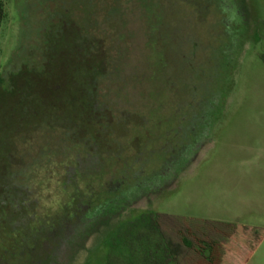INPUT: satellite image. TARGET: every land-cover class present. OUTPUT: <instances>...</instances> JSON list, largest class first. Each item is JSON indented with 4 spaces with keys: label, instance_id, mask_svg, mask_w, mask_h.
<instances>
[{
    "label": "rangeland",
    "instance_id": "1",
    "mask_svg": "<svg viewBox=\"0 0 264 264\" xmlns=\"http://www.w3.org/2000/svg\"><path fill=\"white\" fill-rule=\"evenodd\" d=\"M0 1L7 12L0 29V74L20 64L34 79L32 90L40 94L46 83L49 93L61 97L57 105L63 110L55 121L59 127L38 131L17 146L9 169L0 162V188L10 191L16 184L22 198L23 188L30 189L35 213L54 217L66 200L63 188L77 165L74 155L84 152L80 139L93 154L117 156L103 160L114 178L126 181L117 200L142 199L124 202L116 213L113 206L83 218L84 242L78 240L83 245L69 264H107L109 252L113 262L121 253L126 258L129 223L141 229L149 215L180 246L178 264H208L197 250L200 242L219 244L225 264L232 259L240 264L241 256H227L228 248L243 246V240L227 237L231 230L221 226L228 224L250 231L243 251L254 253L246 264H264V174L258 183L246 176L251 187L245 194L222 192L228 186L223 173H264V0H70L75 12L68 21L85 30L68 32V51L55 32L61 19L55 8L62 0L55 7L49 0ZM86 90L96 91L93 105L107 104L114 113L99 137L93 116L105 113L95 105L88 111L86 102L83 107ZM11 110L0 112L5 144L17 122ZM186 115L195 122L178 123ZM145 119L149 122L141 123ZM213 142L216 148L207 152ZM199 143L195 156L189 146ZM184 147L187 156L178 161L172 182L161 186L162 163L174 153L186 154ZM87 152L79 158L85 177L96 169ZM121 228L126 231L119 238ZM9 232L0 229L7 237ZM3 240L0 254L8 248Z\"/></svg>",
    "mask_w": 264,
    "mask_h": 264
},
{
    "label": "flooded vegetation",
    "instance_id": "2",
    "mask_svg": "<svg viewBox=\"0 0 264 264\" xmlns=\"http://www.w3.org/2000/svg\"><path fill=\"white\" fill-rule=\"evenodd\" d=\"M56 1L58 0H49L53 7H55ZM69 1L70 0H62L61 7L55 8L57 16L61 17L60 21L56 22H59L58 25H60L61 30L64 31L66 39L68 32L77 31L81 33L85 30L81 25L68 21L69 16L71 17L75 12V8L70 6ZM84 92L81 101L82 103L86 102L87 105L84 103L83 107L86 105L88 111H90L94 105L96 108L100 106L98 110L105 113V116L102 118L99 116L96 118V115L93 116L98 126L96 137H99V134H104L106 128L112 123L114 113L107 104H98L97 106L96 104H92V100L96 97V91ZM188 116L190 117L189 114ZM188 116L186 115L179 118L178 123L184 121L195 122L191 120L188 121ZM148 122L149 120L145 119L142 120L141 123L146 124ZM157 122L162 123L164 121L158 120ZM201 123L206 126V129L210 127V124L206 125V122L203 120H201ZM142 126H144V124ZM192 133L194 136L198 135L196 132ZM201 135L206 136V132L204 131ZM77 141L83 143L84 152H87L86 144L88 143L80 139H77ZM202 145L203 144L199 143L190 145L189 147L190 149L192 148L191 150L195 152L194 154L196 156L198 147L200 150V146ZM89 146L91 147V152H87L86 158H94L96 160V169L89 172L88 176L85 177L84 173H82L83 169L79 167L81 166L79 164V158L84 152H77L74 155L75 159H73L77 161V165L70 167L72 173L66 176L70 180L65 182L63 188V192L66 195L65 203L64 205L62 204L60 211L52 218L50 216L39 217L35 213L34 208L31 206L30 189L23 188L27 190V195L22 198V187L16 184L11 186L12 190L10 191L13 193H10L8 190L9 187H7L8 189L4 187L0 188V229L6 228L10 230L8 237L5 236V234H0V238L2 239L3 236L4 243L6 244L7 242L8 245V248H5L7 250L0 254V264H69L71 255L76 253L84 242L81 236V234H83V218L92 213L96 215V213L101 212L102 209L111 208L113 206L116 208L114 212L116 213L118 210L123 209L121 205L126 201L128 204H137L141 202V198H138L137 201H130V197H121L122 199L120 201L116 199L117 192L123 188L126 181L123 180L122 176L121 178H114L111 169L103 162L104 157L110 153H101V155L99 153L93 154L95 151L92 153V146ZM186 148L184 147L185 150H183L186 154L181 153L178 155L174 153L172 156H168L162 163V168H159L160 171L158 173L160 176L157 178L161 186L172 182V177L176 175L177 168L180 166L178 161L187 156ZM114 154L115 153H111L109 156L114 157ZM65 168L68 172V165H65ZM73 177H75V180L72 179V183H70ZM92 179H98L99 184H94ZM97 186L99 187L97 188ZM100 193L109 194V197L100 200ZM32 224H34V226H32ZM80 238L83 242L78 241ZM27 256L29 257L27 258Z\"/></svg>",
    "mask_w": 264,
    "mask_h": 264
},
{
    "label": "trees",
    "instance_id": "3",
    "mask_svg": "<svg viewBox=\"0 0 264 264\" xmlns=\"http://www.w3.org/2000/svg\"><path fill=\"white\" fill-rule=\"evenodd\" d=\"M6 18H7V12L4 3L0 1V29ZM56 31H58V35H61L63 38L62 43L65 44L63 50L65 51L66 48V50L68 51L67 39L65 34H63L64 31L61 30L60 25H58V27L57 26L55 27V32ZM86 64L89 66L88 63ZM89 75L90 74L88 73V76ZM33 80L34 79L28 76V72L26 68L21 67L20 64L16 67L15 70L8 72L6 71L0 74V112L4 111L6 107H12L11 110L12 115H14L17 121L15 125V130L11 131L12 133H10L9 135L10 137L8 140L9 144L8 143L5 144V141L1 142L2 140H0V162L1 163L3 162L5 164L6 166V167L4 166L5 168L12 166L11 161L14 160V157H16L15 156L17 152L16 149L20 143H26L27 142L26 139L32 136L33 134L37 133L38 131H46L53 129L55 127H59L58 126L59 124L55 123V121L59 118V115L63 111L61 107L57 105L61 101V97L55 96L57 94H54L52 92L53 100L51 101V99L49 98H50V94L52 93L49 92L53 90L52 87H50L46 83L42 85L39 90L42 91V93L40 92H39L40 94L35 93L34 90H32L34 87ZM88 80L85 81L87 82ZM53 88L58 90L59 87L54 86ZM61 88H63V86ZM52 102H54V105L57 106L51 107ZM6 145L8 146V148H6L7 147ZM149 217L151 216L149 215ZM139 221L140 220H136L135 222L138 223ZM194 221L200 224H213V223H206L197 220ZM129 225L131 229H129V227L127 228V232L128 233L130 232V234L127 235L126 237L127 246L129 249L132 247V245L133 247H140L139 244H140L141 229L140 227H138L137 224L134 225V223L131 224L129 223ZM152 225L157 227V222L154 221ZM135 226H137L138 232L136 233L138 234L133 236L132 231L134 230L133 227ZM221 227H226L227 229L231 230L230 233L231 235L228 234L227 237L230 238L232 241L234 240L236 242H239V244L243 243V246L241 245L235 248L233 247L228 248V251L230 253L227 256H233V257L241 256L243 258L241 264H246L249 261V258H251L252 254L254 253V252L245 253L243 251L245 250L244 248L247 247L245 241H247L248 235L250 234L249 229L234 224L223 225ZM124 231H126L125 228L119 229V235H118L119 238L123 237ZM114 243L113 245H111L112 251L114 250L115 247ZM183 243L186 246L191 247V242H189L185 238H183ZM197 250H199L200 255L206 260L208 264H225L224 252H222L223 249L221 246H219V244L215 242L213 243L200 242ZM107 260H108L107 264L125 263L124 255L122 253L121 256H119L118 258L115 257V261L113 262V260L111 259V252H109ZM176 262L177 260L170 255V251L168 250V248H166L165 256L163 257L162 262L153 261L152 264H174V263L178 264Z\"/></svg>",
    "mask_w": 264,
    "mask_h": 264
},
{
    "label": "crops",
    "instance_id": "4",
    "mask_svg": "<svg viewBox=\"0 0 264 264\" xmlns=\"http://www.w3.org/2000/svg\"><path fill=\"white\" fill-rule=\"evenodd\" d=\"M223 122H220L218 124H222ZM217 132L212 131V135L214 136ZM216 138V136H215ZM215 141V140H213ZM213 145H210L211 147H207L206 150L207 152L209 151L208 149H213L216 148V143L213 142ZM233 174L229 175L227 173H223L224 176H228V186L227 188L222 187V192H229V193H247L248 187L245 185L246 181V176L252 175L255 178H258L259 180H255L256 183L260 182V174L264 173H259L258 171L251 172V173H245L241 171H234L232 172ZM247 189V190H246ZM256 191V190H255ZM252 193V192H251ZM257 199L255 197H252V201H256ZM167 217V216H166ZM150 220L141 227V233H140V247H132L127 250V255L125 259L124 264H152L153 261L155 262H162L163 257L165 256V251L166 248L170 251V255L177 259L179 255V248L175 246V243L173 242L172 238L169 237V235H166L165 230L153 226L152 224L154 223L155 219L152 217H149ZM176 219H182V220H187L182 217L176 218ZM162 223L163 222H159ZM158 223V224H159ZM230 223V222H229ZM164 225V224H163ZM229 258V257H228ZM231 259V257H230ZM237 260V259H236ZM236 260L232 259L229 260L230 264H233L232 262H236ZM178 263V262H176ZM228 263V264H229ZM242 261H240V264ZM175 264V263H174Z\"/></svg>",
    "mask_w": 264,
    "mask_h": 264
}]
</instances>
